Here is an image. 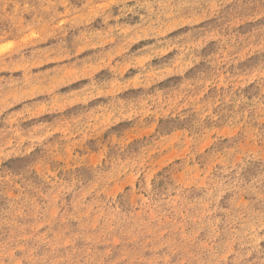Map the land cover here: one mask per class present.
I'll return each mask as SVG.
<instances>
[{"label":"clouds","instance_id":"9594fccd","mask_svg":"<svg viewBox=\"0 0 264 264\" xmlns=\"http://www.w3.org/2000/svg\"><path fill=\"white\" fill-rule=\"evenodd\" d=\"M21 3L0 264H264V0Z\"/></svg>","mask_w":264,"mask_h":264},{"label":"rangeland","instance_id":"374dc122","mask_svg":"<svg viewBox=\"0 0 264 264\" xmlns=\"http://www.w3.org/2000/svg\"><path fill=\"white\" fill-rule=\"evenodd\" d=\"M24 5L21 3V0H12V5L9 6V11L4 9V14L11 20L19 23L21 21H31L32 16L37 15L35 12H24L22 11ZM42 15V14H41ZM39 18V16H38ZM47 18V17H45ZM8 29L7 21L0 23V31H4ZM32 38H36L39 36V33H30ZM25 40L28 37H24ZM10 47H5L3 43H0V76H3L5 80L11 77H19L24 73L29 71V64L27 62L22 63L20 56L21 53L16 50V39L14 37H10L8 40ZM49 43H53V41H49ZM43 47V45H37V48ZM32 49L26 50L24 53L26 56H30L32 53ZM51 67V65L45 66ZM31 71L35 73L37 70L35 67L31 68ZM103 75H107L104 73ZM85 79L87 77H84ZM254 168H258L259 165H253Z\"/></svg>","mask_w":264,"mask_h":264}]
</instances>
